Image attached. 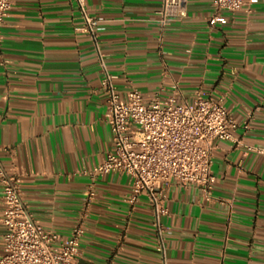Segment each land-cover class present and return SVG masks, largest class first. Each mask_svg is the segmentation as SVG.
Instances as JSON below:
<instances>
[{"label":"crops","instance_id":"0c3cea01","mask_svg":"<svg viewBox=\"0 0 264 264\" xmlns=\"http://www.w3.org/2000/svg\"><path fill=\"white\" fill-rule=\"evenodd\" d=\"M160 3L84 0L120 96L164 98L177 86L178 102L222 97L237 124L212 144L208 193L170 181L165 264H264V0L215 18L212 0H183L186 17L166 24ZM0 37V172L16 179L32 218L67 238L93 182L77 264H162L145 197L125 200L127 176L83 173L111 133L77 2L13 0ZM1 218L0 203V252Z\"/></svg>","mask_w":264,"mask_h":264},{"label":"built area","instance_id":"2783aa9c","mask_svg":"<svg viewBox=\"0 0 264 264\" xmlns=\"http://www.w3.org/2000/svg\"><path fill=\"white\" fill-rule=\"evenodd\" d=\"M12 1L0 0V27ZM75 1L83 21V31L92 41L101 69L100 89L107 113L105 122L111 133L110 150L99 164L83 173L91 181L107 173L127 176L129 193L125 200L133 205L140 196L145 197L152 211L156 251L165 264L161 217L167 213L165 198L170 181L182 186L196 185L208 193L215 181L211 173L212 144L216 140H231V132L237 124L222 97L204 98L196 92L191 103L178 102L177 86L164 98L156 93L146 99L132 88L120 96L99 51L97 18L88 13L84 0ZM255 1L212 0L214 18L222 10H248ZM158 15L162 24L183 19L186 17L183 0H161ZM0 184L1 222L4 227L0 264H77L84 220L94 197L93 182L88 186L76 223L65 239L43 229L32 218L21 198L16 179L0 172Z\"/></svg>","mask_w":264,"mask_h":264}]
</instances>
